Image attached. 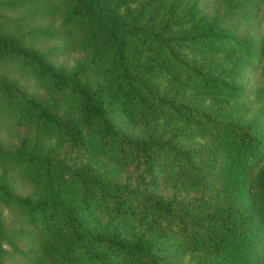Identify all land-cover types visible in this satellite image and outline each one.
<instances>
[{
	"label": "trees",
	"instance_id": "1",
	"mask_svg": "<svg viewBox=\"0 0 264 264\" xmlns=\"http://www.w3.org/2000/svg\"><path fill=\"white\" fill-rule=\"evenodd\" d=\"M58 1L66 6L62 30H78L77 39L91 48V58L80 68H56L48 53L24 47L0 32V52L29 61L37 76L66 101L35 96L0 81L2 90L16 93L22 102L19 118L30 131L52 133L73 152L68 157L52 147L41 150L35 140L30 144L24 137L14 153L34 182L58 188L25 204L29 214L41 218L45 231L53 228L60 234L47 235V260L171 264L165 252L178 247L208 255L193 264H264V119L236 113L242 106L264 102V87L256 82L250 92L246 87L249 70L257 68L259 77L264 75V37H238L223 24L233 17L236 26L251 24L263 0H228L223 16L198 20L178 35L164 34L168 22L153 28L155 13L146 16L145 5L130 10V2L136 0L0 4H34L53 11ZM259 17L264 21V7ZM180 45H194L205 60H186ZM146 46L163 55L142 59L140 50ZM104 56L106 75L87 76ZM152 74L165 77L170 87L161 88L151 80ZM181 77L233 103L228 106L222 100L214 109L189 106L172 91L171 84ZM131 108L142 117L181 119L183 126L177 129L183 130L155 129L131 137L114 119L116 109L129 114ZM188 127L207 141L200 147L182 145L180 141L191 136ZM97 153L116 158L121 168L100 160ZM159 175L173 184L171 193L162 195L148 187ZM96 211L111 214L116 223L100 225L97 216L91 217Z\"/></svg>",
	"mask_w": 264,
	"mask_h": 264
},
{
	"label": "rangeland",
	"instance_id": "2",
	"mask_svg": "<svg viewBox=\"0 0 264 264\" xmlns=\"http://www.w3.org/2000/svg\"><path fill=\"white\" fill-rule=\"evenodd\" d=\"M228 0H136L130 2V10L137 11L145 5L146 16L150 11H154L152 22L153 28L160 29L168 22L165 35H178L185 33L192 25H197L198 20H209L215 15L223 16L227 8ZM59 6L53 11L45 10L42 6L34 4H20L17 6H4L0 4V32L14 36L16 42L24 47L36 49L40 52L48 53L50 63L56 68L75 70L85 64L91 58V48L83 46L79 41L81 33L76 30L73 34L70 30H62L61 21L66 11V6L58 1ZM39 4L45 5V0H39ZM258 15L252 14V23L242 26L234 25V17L226 20L223 24L235 34V36L253 35L258 33L264 37V21L260 20L264 0L259 4ZM123 8V7H122ZM192 15L181 22H174L177 17H185L189 12ZM241 15V14H239ZM145 16V17H146ZM257 24V25H256ZM151 47V46H150ZM147 47L140 50L142 59H152L154 55L162 56L161 50ZM181 57L186 60L192 59L197 63L205 60L203 52L197 50L194 45H180L178 47ZM96 58H93V61ZM108 59L101 57L97 63L93 64V69L86 71L87 76L102 77L106 75ZM105 65V66H104ZM104 66V67H103ZM103 67V68H102ZM246 87L250 92L251 87L259 84L264 87V75L259 77L257 68L248 71ZM151 80L158 83L161 88L170 87V81L158 74L150 75ZM0 81L12 82L16 87L35 96H58L61 95L51 89L50 85L44 83L35 72V67L20 57L8 55L0 52ZM172 91H175L177 99L189 106L199 108L214 109L223 101L226 105L233 103L224 97L212 95L200 86L188 81L184 77L173 81ZM66 102L65 98H61ZM188 101V102H187ZM22 102L16 97V93L8 92L0 88V183L3 189L0 192V239L3 252L0 255V264H63L59 262H49L45 256V242L47 235L59 236L53 228L49 231L43 229L44 224L41 218L33 217L26 208V202H35L38 197L56 192L58 188L54 185L42 186L34 182L30 171L25 165L17 161L14 153L19 146L20 140L26 137L28 143L35 144L41 150L49 147L55 148L59 154L67 153L68 157L73 155L69 151L64 141L52 133L38 129L30 131L19 118L18 109ZM245 105V104H244ZM257 107V108H256ZM135 108V107H134ZM131 108L129 114L121 109L114 111V119L118 126L127 132L131 137L140 138L147 133L154 131H182L177 129L182 124L181 119L158 115L155 118L136 114V110ZM263 112V114H261ZM237 114H244L245 117H254L257 120L264 119V102L254 104L249 107L242 106L236 110ZM152 115V114H151ZM185 128V127H184ZM192 128V127H191ZM190 138L182 139L180 143L188 147H200L207 141L206 136L192 132ZM68 149V150H67ZM98 158L106 161L109 165L121 168L119 161L106 153H97ZM86 157V154H83ZM148 187L162 195L171 193L174 186L161 176L152 177L148 182ZM65 191L66 186L60 188ZM98 217V223L102 226L110 227L115 224L116 219L109 213L96 211L92 214ZM173 244V243H171ZM171 264H193L208 259V255L203 253L182 252L178 247L165 252ZM72 264L73 261L67 262ZM74 264H86L83 259H78Z\"/></svg>",
	"mask_w": 264,
	"mask_h": 264
}]
</instances>
